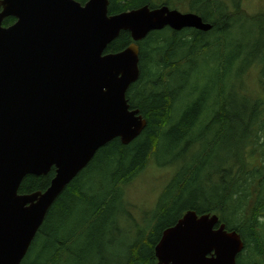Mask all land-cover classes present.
<instances>
[{"label": "trees", "instance_id": "trees-1", "mask_svg": "<svg viewBox=\"0 0 264 264\" xmlns=\"http://www.w3.org/2000/svg\"><path fill=\"white\" fill-rule=\"evenodd\" d=\"M109 1L110 14L155 4ZM227 1L189 3L212 23L209 31L166 26L139 41L140 77L127 99L145 117V128L129 144L114 138L95 152L55 199L21 264H109L100 239L110 230L128 235L126 251L118 248L123 254L118 264H155L162 231L189 210L216 214L240 235L244 247L236 264L249 252L247 241L255 244L248 256L258 252V232L264 233V22L258 18L264 21V13L248 16L240 0ZM13 21L7 17L3 24ZM131 41L130 33L121 31L105 52L120 51ZM198 62L213 70L202 85V71L195 73ZM254 76L257 84L244 82ZM204 85L215 87L209 92ZM224 149L230 150L228 162L220 159L214 166L213 158ZM149 159L174 171L154 201L147 186L148 210L140 218L137 189L131 187ZM53 175L54 169L26 175L19 192L42 190ZM204 181L213 187L206 189ZM78 202L80 215L71 223ZM87 252H94L95 261L79 263Z\"/></svg>", "mask_w": 264, "mask_h": 264}, {"label": "water", "instance_id": "water-1", "mask_svg": "<svg viewBox=\"0 0 264 264\" xmlns=\"http://www.w3.org/2000/svg\"><path fill=\"white\" fill-rule=\"evenodd\" d=\"M109 0H0V264H21L58 195L114 138L129 144L147 121L130 108L139 46L169 26L209 31L196 12L148 5L108 12ZM12 16L15 21L3 24ZM121 31L132 41L105 52ZM54 175L19 192L26 175ZM244 242L216 214L186 211L165 228L155 264H235Z\"/></svg>", "mask_w": 264, "mask_h": 264}, {"label": "rangeland", "instance_id": "rangeland-1", "mask_svg": "<svg viewBox=\"0 0 264 264\" xmlns=\"http://www.w3.org/2000/svg\"><path fill=\"white\" fill-rule=\"evenodd\" d=\"M168 5L170 8H176L181 11H190V5L189 3H192L193 0H155V4L162 3ZM226 2L227 5L230 3L227 0H223ZM136 3V2H135ZM156 5V6H160ZM240 7L242 10V13H246L248 16H252L258 13H264V0H240ZM109 12V11H108ZM260 22H264L262 18H258ZM245 26H251L253 25L249 20H244ZM144 39V37L141 39V41ZM140 41V40H139ZM139 57H140V48H139ZM198 56L197 58H199ZM196 58V59H197ZM195 73H200L202 71V78L199 80V85H202L204 82V77L207 74L213 73L212 69H208L204 67V65L201 62H198L195 66ZM204 67V68H203ZM242 79V77H241ZM244 82L250 85L257 84L258 78L252 77L250 80H244ZM192 81H190V84ZM207 87V89L210 91L214 90L215 85H204ZM236 87V86H235ZM131 108V107H130ZM140 113V112H139ZM141 114V113H140ZM230 150H221V152L218 153L213 158V164L221 159L223 161L226 158V162H228V154ZM188 154V152H187ZM186 154V157H187ZM161 159L159 157L157 160ZM150 160V159H149ZM215 166V164H214ZM174 171L172 165H164L160 166L158 165L155 160H150L146 166L142 169V172L139 173V176L141 175V178L138 180V182L135 183V186L131 187L132 189H137V195H138V206H139V217L141 218L143 214L148 210V206L144 203V194L147 190V186H149V193L152 195L153 201L154 198H157L158 195H160L161 190L165 182L168 180V178L171 176L170 174ZM143 177V178H142ZM146 179V180H145ZM206 189H210L213 187L212 183L209 181L203 182ZM154 188V190L152 189ZM150 195V196H151ZM159 197V196H158ZM81 202H78L77 206L73 209V216L70 219L71 223H75L79 217V209L81 210ZM264 228V224L262 226ZM103 232V228L101 230ZM102 232H100L102 234ZM260 235L261 243L258 246V252L254 251V253L250 256L249 252L252 250V248L255 246L254 243L248 242V248L249 252L248 254L244 252L243 257L242 254L239 256L238 261L242 259L243 264H264V233H262V230L258 232ZM126 237H128L127 234H124L122 231L117 230H110L108 232H103L102 240L100 239V245L103 253L106 255L105 260L109 264H118V261L122 260V253H118V248L122 247L123 252L126 251V247L129 241L126 240ZM119 246H117L116 244ZM99 244V243H98ZM94 252L90 253H84L79 256V263H86L88 261H95V258L92 257ZM241 263V264H242Z\"/></svg>", "mask_w": 264, "mask_h": 264}, {"label": "flooded vegetation", "instance_id": "flooded-vegetation-1", "mask_svg": "<svg viewBox=\"0 0 264 264\" xmlns=\"http://www.w3.org/2000/svg\"><path fill=\"white\" fill-rule=\"evenodd\" d=\"M78 1L81 2L82 4H84V2H86V0H78ZM142 5H145V4H142ZM142 5H140V6H142ZM140 6H137V7H140ZM137 7H134V8H137ZM138 45H139V41H138ZM139 48H140V45H139ZM139 66H140V63H139Z\"/></svg>", "mask_w": 264, "mask_h": 264}]
</instances>
